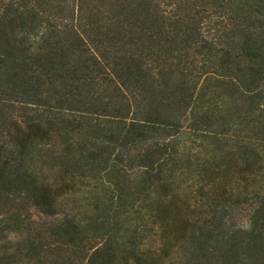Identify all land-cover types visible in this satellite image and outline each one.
<instances>
[{"label": "trees", "instance_id": "16d2710c", "mask_svg": "<svg viewBox=\"0 0 264 264\" xmlns=\"http://www.w3.org/2000/svg\"><path fill=\"white\" fill-rule=\"evenodd\" d=\"M0 264H264V0H0Z\"/></svg>", "mask_w": 264, "mask_h": 264}]
</instances>
